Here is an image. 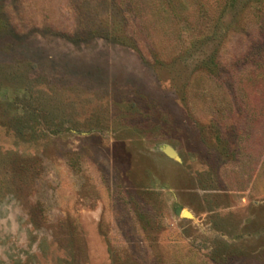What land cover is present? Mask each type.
Instances as JSON below:
<instances>
[{
	"label": "rangeland",
	"instance_id": "rangeland-1",
	"mask_svg": "<svg viewBox=\"0 0 264 264\" xmlns=\"http://www.w3.org/2000/svg\"><path fill=\"white\" fill-rule=\"evenodd\" d=\"M0 264H264V0H0Z\"/></svg>",
	"mask_w": 264,
	"mask_h": 264
},
{
	"label": "water",
	"instance_id": "water-1",
	"mask_svg": "<svg viewBox=\"0 0 264 264\" xmlns=\"http://www.w3.org/2000/svg\"><path fill=\"white\" fill-rule=\"evenodd\" d=\"M168 148H169V147H166V148H165V152H166V154L169 155V156H171V157H176L175 152H174L171 148H169V149H171L172 152H171V151L169 152V151H168ZM183 216H184V217H189L190 215H189L188 212H183Z\"/></svg>",
	"mask_w": 264,
	"mask_h": 264
},
{
	"label": "bare ground",
	"instance_id": "bare-ground-1",
	"mask_svg": "<svg viewBox=\"0 0 264 264\" xmlns=\"http://www.w3.org/2000/svg\"><path fill=\"white\" fill-rule=\"evenodd\" d=\"M168 151H169V152H170V151L172 152V150H171V149H169V148H168Z\"/></svg>",
	"mask_w": 264,
	"mask_h": 264
}]
</instances>
